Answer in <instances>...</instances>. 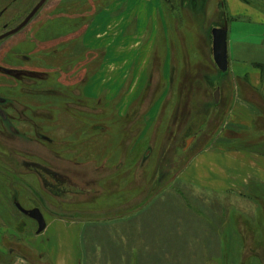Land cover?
I'll use <instances>...</instances> for the list:
<instances>
[{
	"label": "rangeland",
	"instance_id": "1",
	"mask_svg": "<svg viewBox=\"0 0 264 264\" xmlns=\"http://www.w3.org/2000/svg\"><path fill=\"white\" fill-rule=\"evenodd\" d=\"M241 1L264 12V0ZM232 4L0 0V194L11 211L0 262L54 264L17 198L46 221L83 223L81 264H264V199L207 196L185 177L229 121L231 76L214 63L212 30L226 20L231 50L264 46V27L232 18ZM36 166L57 175L58 194Z\"/></svg>",
	"mask_w": 264,
	"mask_h": 264
},
{
	"label": "crops",
	"instance_id": "2",
	"mask_svg": "<svg viewBox=\"0 0 264 264\" xmlns=\"http://www.w3.org/2000/svg\"><path fill=\"white\" fill-rule=\"evenodd\" d=\"M229 11L232 18H238L241 13L251 22L264 27V12L245 1L233 0ZM262 38L264 40V34ZM234 43L235 49L231 50V42L228 38L231 76L229 81L232 84L231 99L228 95L231 107L228 113L229 121L213 145L203 148L193 159L186 169L185 177L207 196L226 195L229 199H264V61L260 60L264 46L255 43ZM246 46L251 50L247 51ZM253 51L255 53L259 51L261 62L237 60L240 52L246 57ZM227 134L231 136L228 137ZM223 136L227 138L224 139ZM0 199L4 203V206L0 207L1 242L10 235L7 233H10L8 220L11 219V211L7 209L8 202L5 196L0 194ZM46 222L47 228L42 234L46 243L44 251L48 253V257L54 264H81L78 238L81 235L83 239V232L80 230L83 223L54 218ZM6 248L8 247H0L1 250ZM41 260L40 264H46L43 262L44 257ZM0 264L7 263L0 262ZM14 264H28V262L24 258H18Z\"/></svg>",
	"mask_w": 264,
	"mask_h": 264
},
{
	"label": "water",
	"instance_id": "3",
	"mask_svg": "<svg viewBox=\"0 0 264 264\" xmlns=\"http://www.w3.org/2000/svg\"><path fill=\"white\" fill-rule=\"evenodd\" d=\"M168 1V0H165ZM212 34V52L213 60L218 70L221 73H227L229 71V51H228V34L229 27L228 22L225 21L222 27L214 28L211 32ZM220 91L219 89L215 93V101L219 102ZM14 204L17 209L26 217L34 220L38 224V234L45 231L47 224L42 212L39 209L26 210L24 209L17 199L14 200Z\"/></svg>",
	"mask_w": 264,
	"mask_h": 264
},
{
	"label": "flooded vegetation",
	"instance_id": "4",
	"mask_svg": "<svg viewBox=\"0 0 264 264\" xmlns=\"http://www.w3.org/2000/svg\"><path fill=\"white\" fill-rule=\"evenodd\" d=\"M166 2L169 3L170 0H168ZM183 6L184 7H189V3L186 2V3H184ZM191 6H192V8L196 9L197 8V3L194 1L191 4ZM33 171H35L37 173V175L40 176L41 181H42V183H43L45 188H47L49 191H51L55 195L58 194V192L60 191V186L58 184L59 181H58L57 175L54 172H52L50 170H47V169H44L43 167H39V166H36L35 170H33ZM15 199H17V198L13 199V203H14Z\"/></svg>",
	"mask_w": 264,
	"mask_h": 264
}]
</instances>
